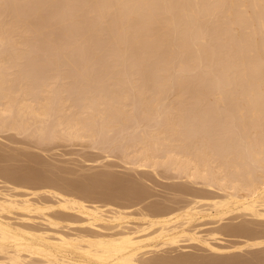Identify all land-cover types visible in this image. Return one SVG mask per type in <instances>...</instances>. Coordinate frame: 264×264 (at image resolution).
Segmentation results:
<instances>
[{
  "label": "bare ground",
  "instance_id": "bare-ground-1",
  "mask_svg": "<svg viewBox=\"0 0 264 264\" xmlns=\"http://www.w3.org/2000/svg\"><path fill=\"white\" fill-rule=\"evenodd\" d=\"M5 129L116 131L123 161L184 182L140 204L5 161L0 264H264V0H0Z\"/></svg>",
  "mask_w": 264,
  "mask_h": 264
},
{
  "label": "rangeland",
  "instance_id": "rangeland-1",
  "mask_svg": "<svg viewBox=\"0 0 264 264\" xmlns=\"http://www.w3.org/2000/svg\"><path fill=\"white\" fill-rule=\"evenodd\" d=\"M133 124H134V122H133ZM130 125H132V124H130ZM131 127L127 128V129L129 131H131L134 128V125H133L132 129H131ZM14 132L15 131L12 129L0 130V150H1V152H3L4 154H7V152H10V153L16 152L17 153V154H15L17 157L15 156L13 159H9L6 156H3V158L5 160H3V159L0 160V164H4V163H7L10 161L9 164H12V163L15 164L16 163L17 165L23 166V167H28L27 165H29V167L34 166V168L36 170L41 171V173H43L45 175L49 174V176L53 175L58 180H60L62 182L73 181V183H76V182H78V183H81V182H83V183H89V182L90 183H99L101 181V184L99 183L100 184L99 187H101L100 189H102V187L105 188L104 186L109 187V186H107L109 184H106V182H108V183L111 182L109 189H115V190L117 188H119V186H121V187H124V186L127 187L128 186L129 187V185H131V184L132 185L133 184L134 185H138V184L144 185L145 188L147 187V189L149 191H151V195H150V197H148V199H145L140 204H145L150 200L164 201L167 197H169V196L171 197L173 195L172 192L169 190V186L174 185V183L176 184V183L184 182L183 178L175 176L176 173L172 174L174 172L171 173V171L164 170V168L162 169L161 167H158L156 170L153 171V169L151 170L150 167H148L149 169L144 168V167H134V166H132L131 163H128V162L126 163L125 161H123V159H126V158L122 159L119 156L120 155L119 150H118L119 146H117L118 144L116 145L117 141L115 140L118 136L116 131H112L111 132L112 134L108 133V135H106V137L104 135H103V137L100 136V139H101V137L103 139V140L101 139V141H100L99 137H98L97 141L91 140L92 143L89 140L88 141L87 140H80V139L66 140V139H62V138L61 139H58V138L57 139L56 138L50 139L51 142L49 139L44 140V141L43 140L39 141L36 137L34 138V136H31L28 133L25 134L26 132H24V134L23 133L18 134L17 132H15V133ZM126 132H128V131H125V133ZM115 134L117 136H115ZM23 135H25V136H23ZM110 135H111L112 140H111V144L109 146L108 145L110 143L109 140L111 139V138L109 139ZM45 141H47V142H45ZM108 141H109V143H108ZM99 143L102 145L105 144L106 146L103 145V147H102V145H100L101 147H99ZM112 144H115V145L113 146ZM97 146H98V148H97ZM115 146H117V147H115ZM104 149H105V151H104ZM107 149L110 151L108 152ZM111 150L113 151V153ZM104 152L109 153V154L106 153L107 157L105 156ZM5 161H7V162H5ZM11 161H13V162H11ZM108 171H110L111 173L112 172L114 173V174H111L113 177H115L114 180L112 179L110 181V179L113 177L110 176V172L108 173ZM103 172H105V173H103ZM154 172H156L157 174L159 173V174L157 175ZM107 173L109 175H106ZM103 175H105L104 177H107L105 179L106 181H104V179H102L104 182H102L101 179L99 180V178H103ZM168 176H170V178ZM107 179H109V180L107 181ZM85 180H86V182H85ZM95 181H97V182H95ZM126 184H127V186H126ZM99 187H98V189H99ZM71 192L75 194L76 190L70 191L68 193H71ZM170 192H171V194H170ZM166 195H167V197H166ZM101 197H103V196H101ZM101 197L100 196L93 197V199L91 198L90 201H97L99 203L100 202L101 203H103V202L111 203L112 202L113 204L116 203L119 206H127L128 205L127 204L128 202L126 200H123V199H120L119 203H118L113 198H112L113 200H111L109 198L107 199V197H109V196H107V197L104 196L103 198H101ZM97 198H98V200H97ZM105 198L109 202H107V200L105 201ZM190 246L187 247L186 251H188V252H200L201 251V250H199L197 245L195 246L194 243L193 244L191 243ZM195 247H196V249H195ZM188 248H189V250H188ZM201 252H204V251L202 250ZM205 252H207V251H205ZM246 254H249V253H246Z\"/></svg>",
  "mask_w": 264,
  "mask_h": 264
}]
</instances>
